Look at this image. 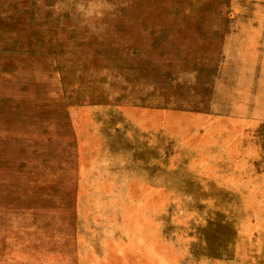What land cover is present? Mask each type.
Wrapping results in <instances>:
<instances>
[{
  "label": "rangeland",
  "instance_id": "rangeland-1",
  "mask_svg": "<svg viewBox=\"0 0 264 264\" xmlns=\"http://www.w3.org/2000/svg\"><path fill=\"white\" fill-rule=\"evenodd\" d=\"M0 264H264V0H0Z\"/></svg>",
  "mask_w": 264,
  "mask_h": 264
}]
</instances>
